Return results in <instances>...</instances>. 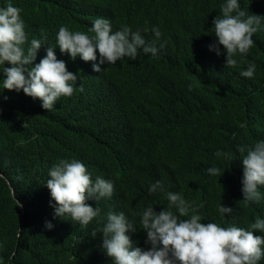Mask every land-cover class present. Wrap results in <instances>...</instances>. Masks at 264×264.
Here are the masks:
<instances>
[{
    "label": "trees",
    "instance_id": "trees-1",
    "mask_svg": "<svg viewBox=\"0 0 264 264\" xmlns=\"http://www.w3.org/2000/svg\"><path fill=\"white\" fill-rule=\"evenodd\" d=\"M222 2L12 0L22 9L29 42L47 36L34 63L55 46L60 26L88 34L98 17L109 19L113 31L158 26L162 35L142 31L160 49L158 58L140 50L136 60L105 63L100 72L94 62L72 59L57 46V58L77 74L78 85L52 110L23 90L0 92V264H113L100 231L109 211L136 222L130 236L136 246L149 248L140 213L148 205L159 212L168 204L162 194L149 193L156 180L192 202L202 223L221 222L217 203L239 211L248 224L264 218V199L243 200L239 151L264 140V24L248 54L227 66L226 54L208 47L216 39L213 21ZM240 6L264 20V0H240ZM97 57L96 63L98 50ZM250 62L257 65L254 77L241 76ZM217 150L231 159L216 157ZM64 158L82 161L93 180L100 176L114 184L110 199L87 201L101 215L86 226L67 215L54 218L46 181L49 168ZM212 166L218 175L207 174Z\"/></svg>",
    "mask_w": 264,
    "mask_h": 264
},
{
    "label": "clouds",
    "instance_id": "clouds-1",
    "mask_svg": "<svg viewBox=\"0 0 264 264\" xmlns=\"http://www.w3.org/2000/svg\"><path fill=\"white\" fill-rule=\"evenodd\" d=\"M21 11L12 0L0 6V92L23 90L26 95L39 98L42 107L48 111L62 96H72L78 85L77 74L69 71L66 62L57 58V46L61 53H68L72 59L79 57L94 62L96 72L102 71L101 65L115 64L124 57L136 60L140 50L158 58L160 49L155 41L150 43L142 35V31H151L159 39L162 33L158 26L133 31L124 25L113 31L109 19L98 17L93 20L88 34L60 26L55 46L50 45L46 56L34 63L47 36L32 38L29 42ZM220 11L221 15L213 21L216 39L208 47L217 55L226 54V65L235 67L238 64L236 57L248 54L254 44L253 35L264 20L260 15L242 10L240 0H223ZM6 62L11 67H5ZM256 68V63L250 62L240 75L253 78ZM80 90L83 91L82 85ZM239 151L243 164V200L259 202L264 199V193L260 191L264 186V140L256 141L246 149L241 147ZM215 156L231 159L230 153L222 150H217ZM206 172L216 176L220 170L212 166ZM48 177L46 186L50 191L54 218L67 215L85 226L101 215V209L87 201L110 199L114 192L111 180L100 176L93 180L87 166L75 158L59 159L49 168ZM148 191L160 193L168 201L167 207L159 212L148 205L140 213L139 227L146 232L145 243L150 245L149 248L134 244L130 233L137 230L136 222L124 212L107 213L100 230L103 232L102 249L112 258L113 264H260L264 260V235L253 234V230L264 233V218L257 216L254 223L248 224L239 211H233L225 206L226 203H217L221 222L202 223V216L193 203L181 192L169 191L163 181L151 183ZM45 227L52 229L54 225L47 221Z\"/></svg>",
    "mask_w": 264,
    "mask_h": 264
}]
</instances>
